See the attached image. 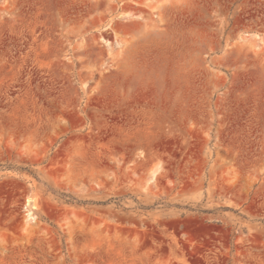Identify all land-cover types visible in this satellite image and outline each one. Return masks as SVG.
I'll list each match as a JSON object with an SVG mask.
<instances>
[{"label": "rangeland", "instance_id": "obj_1", "mask_svg": "<svg viewBox=\"0 0 264 264\" xmlns=\"http://www.w3.org/2000/svg\"><path fill=\"white\" fill-rule=\"evenodd\" d=\"M0 264H264V0H0Z\"/></svg>", "mask_w": 264, "mask_h": 264}, {"label": "bare ground", "instance_id": "obj_2", "mask_svg": "<svg viewBox=\"0 0 264 264\" xmlns=\"http://www.w3.org/2000/svg\"><path fill=\"white\" fill-rule=\"evenodd\" d=\"M29 202H30V201H29ZM33 208H36L35 203H34ZM33 219H34V218L32 217V214H31V213H28V215H27V217H26V221H27V222H30V221H32Z\"/></svg>", "mask_w": 264, "mask_h": 264}]
</instances>
